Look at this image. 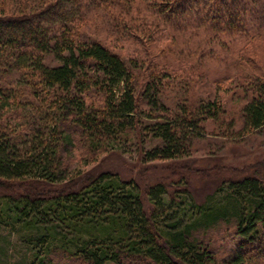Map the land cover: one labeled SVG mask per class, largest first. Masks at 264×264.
I'll return each instance as SVG.
<instances>
[{"label":"trees","instance_id":"16d2710c","mask_svg":"<svg viewBox=\"0 0 264 264\" xmlns=\"http://www.w3.org/2000/svg\"><path fill=\"white\" fill-rule=\"evenodd\" d=\"M93 17L134 55L99 39ZM191 38L256 71L227 95L215 85L195 95L202 80L191 76L188 94L180 68L178 84L170 63L145 56ZM251 49H264V0H0V218L39 236L31 264H264V161L237 162L238 177L203 201L183 175L143 186L72 167L142 132L156 143L140 160L160 162L190 155L202 131L237 144L263 130L264 69Z\"/></svg>","mask_w":264,"mask_h":264},{"label":"rangeland","instance_id":"374dc122","mask_svg":"<svg viewBox=\"0 0 264 264\" xmlns=\"http://www.w3.org/2000/svg\"><path fill=\"white\" fill-rule=\"evenodd\" d=\"M93 20H98L99 22L95 23ZM93 20L90 25L97 29L96 36L99 39L117 46L116 49L124 52L125 55H134L126 50L136 49V46H131L129 41L122 39L114 42L110 38L111 36L109 35L111 34L117 35L115 30L111 28L112 22L106 21L105 23L95 17H93ZM159 29V32L164 31L162 26ZM163 39L160 43L166 46L170 41L165 40V38ZM208 43L209 41L200 42L196 38H191L187 46L179 47V51L173 54H169L170 51L168 49H172L171 46H167L164 51L159 52L160 48L157 45V49L151 48L150 53L145 58L148 61L160 62L156 63L160 68H168V65L164 63H170V67L174 68L171 77H175L178 84L181 76L176 75L175 70L180 68L181 74L184 75L179 85L187 86L189 84V90L191 91H188V94L190 93V95L193 94V83H197V81H191V76L194 77L193 80H195V76L200 77L202 80V84L198 86L201 91H196L195 95L203 94L209 86L212 87L214 85L215 89L217 88V92L227 95L230 94L229 89L233 87V82L236 81V78H240L244 73L256 71L253 69L256 66L249 63L239 62L238 67H236L235 63L232 62V58L229 57L230 54L228 56L226 52L220 51L219 47H213V44L210 45ZM260 43L256 42L255 46ZM251 50L253 51L251 52L252 55L256 56L260 68L264 69V49H261V51L260 49ZM223 80H227L226 83H221ZM218 83L219 85H216ZM232 106L236 107L237 105ZM215 134L202 131V137L198 139L197 145L191 150L190 155L178 161L144 162L140 160L139 153L150 149L156 143V140H152L148 134L142 132V142L130 139L124 144L115 146L117 151L112 150V152L104 155L103 158H99L94 164L86 165L74 162L72 167H77L85 172L92 170L98 165L101 169L115 170L122 174L123 177L125 176V178H134L141 182L143 186L161 180L175 181L174 179L180 178V175H183L181 180L189 179L191 188L194 190V195L198 201H203L206 195L214 188L213 186L217 185L221 180L228 177H238L236 175L232 176L233 172L231 170L237 162L264 161V129L246 136L237 144L224 140ZM261 163L264 166V162ZM221 164L231 166L224 170L217 168L210 169L209 172L202 170L215 165L218 167ZM215 171H218V173L214 174ZM199 173H203L206 176L201 177ZM3 192L4 190L0 188V195ZM39 240V236L36 235L35 231H29L25 226H18L15 223H6L3 218H0V264H31L33 252L35 250L39 251L40 247L36 245Z\"/></svg>","mask_w":264,"mask_h":264}]
</instances>
